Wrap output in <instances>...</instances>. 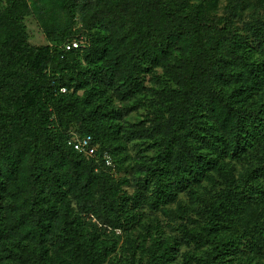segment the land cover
I'll return each instance as SVG.
<instances>
[{"label":"rangeland","instance_id":"rangeland-1","mask_svg":"<svg viewBox=\"0 0 264 264\" xmlns=\"http://www.w3.org/2000/svg\"><path fill=\"white\" fill-rule=\"evenodd\" d=\"M127 1L14 0L24 38L0 0V264H264V0H157L145 25ZM161 5L187 23L167 61L109 82L99 67L111 71L110 52L127 58L157 47L139 30L155 28ZM197 14L215 19L216 46L190 55L188 21ZM70 39L80 48L63 68L55 55ZM234 44L243 52L231 57ZM101 50L108 55L94 66ZM225 60L232 82L217 90L234 121L220 125L206 78ZM192 71L201 94L189 115ZM63 72L76 78L67 92L79 105L73 117L55 108L47 87ZM239 75L248 84L235 82ZM102 127L111 165L63 146L66 136Z\"/></svg>","mask_w":264,"mask_h":264},{"label":"trees","instance_id":"trees-1","mask_svg":"<svg viewBox=\"0 0 264 264\" xmlns=\"http://www.w3.org/2000/svg\"><path fill=\"white\" fill-rule=\"evenodd\" d=\"M8 3V10L7 15L8 17L15 23L17 28L19 29V32L21 33L22 37H26V32L24 28V24L22 22V17L19 14H16L12 12L13 8V1L14 0H6ZM116 0H107V3L115 2ZM157 0H128L125 3V9H127L128 13L132 16L140 18V24L145 25L147 22V17L144 18L143 15H147L149 12L148 7L150 5H153ZM98 3H102L103 0H97ZM162 7V17L159 21V17H155L156 20V26L151 31H148L149 25L147 26L146 30H139L140 40L145 39L146 42L151 41H157L158 45L156 48L152 47H146L143 49L138 50L135 53H129V57H125L124 55H120L117 51L108 53L105 52V50H101L98 55H95V57L92 58L91 63L94 66H97L98 63L104 59L105 57H109L107 66H111V71L106 67H99V71L102 72L104 77L108 78L109 82H113L116 78L120 75L127 76L131 73H137L140 72L142 68L144 67V64H146L147 61H150L154 65H160L164 64L168 57L171 54L172 46L175 44V40L180 38L185 30V25L187 24L185 20H182L181 15L179 14L178 10H166L164 5H161ZM152 18V14L150 19ZM191 22L194 30L192 31V34H194L192 37L195 40L194 49L190 51V55L192 52L196 55L197 52L201 51L200 55H203L208 50H210L212 47H215V44H212L211 41L209 42V39L211 38L212 30L215 28L214 22L215 19H209L205 17H201L200 15H196L193 18H191L189 21ZM67 40L65 41L59 48V51L56 53V58L59 61L60 65L63 66V68L69 67L70 61L68 58V55L71 53H74L75 51H78L77 49H71L69 51H64L63 47L64 44L71 41ZM75 40V39H74ZM155 41V42H156ZM19 44L25 49L27 47V44L24 43V41H20ZM113 48H115L113 43ZM241 48V45H233V48L231 49V52L233 51L232 56H238L240 53L243 52V48ZM232 61L225 60L222 63V66L214 67L210 71V75L207 76L206 81L208 82L209 86H207V95L206 99L208 100L210 106H212V111L217 114V118H212L213 121H215L217 124L225 125L227 122L233 123V118L231 117L230 112L226 114H222L223 110L225 109L227 111H230L229 106L226 105L224 102L225 100L221 97H219V91L217 90L218 87L221 86V84H227L231 83V76L232 74L229 72L232 70ZM92 65V66H93ZM234 66V65H233ZM98 71V72H99ZM97 72V71H96ZM193 73V71H192ZM206 75V73H205ZM27 76L29 78L30 84L33 85L36 83L37 79L34 78L29 69H27ZM200 77V74H197L195 71L193 73V76H190L189 79V90L187 93L183 95L184 99L186 100V110L189 112V115H193V112L195 111L194 106L195 103L193 101L194 97L199 96L201 94V91L196 88V83L199 82L198 78ZM76 80L72 75L67 73H62L58 77L50 76L47 79V87L50 89L53 93H56V103H53L55 108L62 113L66 114L68 116L73 117L75 113L77 112L79 105L77 104V100L73 99L70 93H67L70 88V83L72 81ZM238 80L242 81L243 85L248 84L250 79H242V76L239 75L238 77H235L234 81L237 82ZM60 88H64L65 91L62 92ZM212 104V105H211ZM226 111V112H227ZM225 112V111H224ZM234 115V114H233ZM47 118L52 122L54 119L53 114L49 113L47 114ZM253 119L251 117H246V121H241V125L245 127L246 129H249L251 125H253ZM183 120H186L185 118ZM190 122V121H189ZM238 123V122H236ZM262 128H264L263 124H260ZM4 135L3 138L6 139L7 136L11 133V130L8 126H3ZM107 128H97L92 129V133L88 132L85 134H79L77 136L82 135H90L93 139V142L98 146L97 151L95 152L94 157H84L83 155L77 153L72 147H69L66 144V140L70 136H66L63 138L62 143L63 146L71 151L72 153H75L78 157L82 159L89 160L90 162H93L94 164H98L100 161L102 164H105L104 160V154H107V152L103 151L105 150L104 147L106 145L110 146L111 143L108 144L109 141H111V134L106 133ZM247 136V135H246ZM108 155V154H107ZM109 157V155H108ZM110 158V157H109ZM112 163V162H111ZM208 162H206V167L211 168V165H207ZM106 165V164H105ZM108 166V165H107ZM154 166V169L156 170L157 176L159 178L162 177V169L164 170V164L159 162V159L157 162H154L152 165ZM92 169V168H91ZM96 169V168H95ZM84 190H88V186L84 187ZM245 199V197H242ZM216 212H219V209H215L214 212H210L209 214V220L210 222H215L214 215ZM49 223L41 219L39 221V226L41 228L47 229ZM261 227V225H259ZM89 264H95L94 262H91Z\"/></svg>","mask_w":264,"mask_h":264},{"label":"built area","instance_id":"built-area-1","mask_svg":"<svg viewBox=\"0 0 264 264\" xmlns=\"http://www.w3.org/2000/svg\"><path fill=\"white\" fill-rule=\"evenodd\" d=\"M79 43L76 40H71L64 44V51H69L71 49L79 48ZM62 92L65 91L64 88H60ZM66 144L72 147L77 153L83 155L84 157H94L98 146L93 142L90 135L77 136L73 135L67 138ZM104 160L106 165H111V159L107 154H104Z\"/></svg>","mask_w":264,"mask_h":264}]
</instances>
